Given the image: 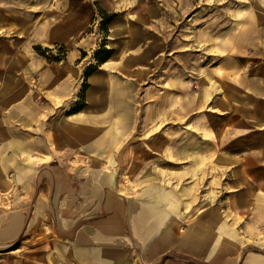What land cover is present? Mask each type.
Here are the masks:
<instances>
[{
    "label": "crops",
    "instance_id": "1",
    "mask_svg": "<svg viewBox=\"0 0 264 264\" xmlns=\"http://www.w3.org/2000/svg\"><path fill=\"white\" fill-rule=\"evenodd\" d=\"M99 12L112 53L94 69ZM191 13L199 61L214 63L199 108L245 141L230 164L264 192V0H0V173L21 190L0 212V264H264L221 213L191 211L186 189L121 180L133 93Z\"/></svg>",
    "mask_w": 264,
    "mask_h": 264
},
{
    "label": "rangeland",
    "instance_id": "2",
    "mask_svg": "<svg viewBox=\"0 0 264 264\" xmlns=\"http://www.w3.org/2000/svg\"><path fill=\"white\" fill-rule=\"evenodd\" d=\"M205 15L213 19V14ZM181 19L194 26L170 30L179 38L175 39V50L166 54V49L159 55L153 65L157 71L142 78L140 90L133 93L135 123L131 143L137 154L130 158L127 170L121 172V180L130 187L154 179L169 187H182L195 198L191 211L221 213L227 228L236 229L252 248L264 250V242L251 241L254 236L264 239V192H256L246 172L236 171L230 164L229 151L242 150L245 141L230 132V125L220 123L210 107L199 108V88L214 85V63L203 58L199 61L197 45L193 44L197 38V14ZM109 24H102L99 13L92 21L91 31L96 33L98 48L109 45ZM97 65L95 61L94 68ZM231 134L235 136L232 139ZM18 161L22 163L23 159ZM12 176L0 173L1 213L15 205L11 196L20 200V185L16 181L12 184ZM235 197L247 200V205L237 204ZM4 254L0 253V259H4ZM2 260L0 263H4Z\"/></svg>",
    "mask_w": 264,
    "mask_h": 264
},
{
    "label": "trees",
    "instance_id": "3",
    "mask_svg": "<svg viewBox=\"0 0 264 264\" xmlns=\"http://www.w3.org/2000/svg\"><path fill=\"white\" fill-rule=\"evenodd\" d=\"M99 14H101V16H102V24L106 25L108 22H110L112 15H106L102 12H99ZM111 53H112V49L105 48L104 46L98 48V50L95 52V59H96L97 63H102L104 60H106L111 55ZM90 72H91L90 70L87 71V75ZM81 96H82V94H81ZM83 106H84V103H83V100H81L80 102H78L76 104L73 111H78Z\"/></svg>",
    "mask_w": 264,
    "mask_h": 264
}]
</instances>
